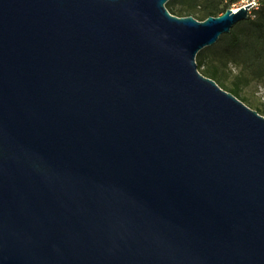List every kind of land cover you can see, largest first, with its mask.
I'll return each instance as SVG.
<instances>
[{
    "label": "water",
    "instance_id": "1",
    "mask_svg": "<svg viewBox=\"0 0 264 264\" xmlns=\"http://www.w3.org/2000/svg\"><path fill=\"white\" fill-rule=\"evenodd\" d=\"M0 0V264H264V116L197 68L253 3Z\"/></svg>",
    "mask_w": 264,
    "mask_h": 264
},
{
    "label": "trees",
    "instance_id": "2",
    "mask_svg": "<svg viewBox=\"0 0 264 264\" xmlns=\"http://www.w3.org/2000/svg\"><path fill=\"white\" fill-rule=\"evenodd\" d=\"M239 1L241 0H170L165 6L173 15L203 20L220 15ZM255 1L257 6L248 19L236 23L230 33L221 35L215 44L200 50L195 58L198 69L204 66L201 71L203 75L213 79L243 103L246 99L240 95L238 84L225 85L213 62L229 60L239 69V74H244L245 82L255 81L264 85V0ZM256 111L261 113L258 109Z\"/></svg>",
    "mask_w": 264,
    "mask_h": 264
},
{
    "label": "rangeland",
    "instance_id": "3",
    "mask_svg": "<svg viewBox=\"0 0 264 264\" xmlns=\"http://www.w3.org/2000/svg\"><path fill=\"white\" fill-rule=\"evenodd\" d=\"M245 0H241L236 4L229 6L230 9H236ZM256 8L254 6L251 10ZM249 13V14H250ZM213 65L216 67L218 74L222 77V81L227 86H233L234 83L238 84L239 93L246 100L244 103L254 110H260V114L264 116V85L255 81L245 82L244 74H239V69L229 60H223V62L214 61ZM204 66L198 70L203 71Z\"/></svg>",
    "mask_w": 264,
    "mask_h": 264
},
{
    "label": "built area",
    "instance_id": "4",
    "mask_svg": "<svg viewBox=\"0 0 264 264\" xmlns=\"http://www.w3.org/2000/svg\"><path fill=\"white\" fill-rule=\"evenodd\" d=\"M249 2H252V3L254 4L253 7H254V6H257V3H256L255 0H251V1H249V0H245V1L241 4V6L244 5V4H246V3H249Z\"/></svg>",
    "mask_w": 264,
    "mask_h": 264
}]
</instances>
